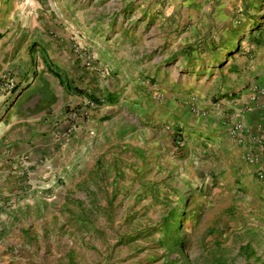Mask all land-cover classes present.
<instances>
[{"label":"rangeland","instance_id":"374dc122","mask_svg":"<svg viewBox=\"0 0 264 264\" xmlns=\"http://www.w3.org/2000/svg\"><path fill=\"white\" fill-rule=\"evenodd\" d=\"M51 2L52 17L83 19L68 25L75 62L99 73L103 82L91 89L97 96L106 83L114 86V104L136 133L112 160L98 159L97 169L82 167L81 149L66 164L57 156L64 169L35 184L40 197L1 203L0 263L246 264L253 251L237 242L254 237L249 228L258 230L264 253V166L246 180L239 154L200 147L187 133L194 126L179 125L162 143L165 134L155 131L171 126L176 109L203 131L236 75L241 90L249 86L242 111L264 109V0ZM51 29L53 37L61 27ZM105 106L86 100L67 111L75 120ZM259 117L253 132L261 145Z\"/></svg>","mask_w":264,"mask_h":264},{"label":"crops","instance_id":"0c3cea01","mask_svg":"<svg viewBox=\"0 0 264 264\" xmlns=\"http://www.w3.org/2000/svg\"><path fill=\"white\" fill-rule=\"evenodd\" d=\"M50 7L51 0H0V218L3 216L1 203L4 201L32 203L40 197L38 192H34L35 184L44 185L57 170L62 171L64 165L58 162L65 163L71 150L81 149L86 154L82 156V167L89 164L92 169H97L98 159L104 162L112 160L114 152L130 147L128 136L136 133L126 127L123 109L114 104L116 99L110 93L114 86L106 83L107 93L102 97L97 96L91 89L103 82L98 77L99 73L75 62L69 42L73 31L68 25H75L83 19L76 20L69 14L65 18H54L50 14ZM53 24L61 27L53 35L56 38L50 35ZM58 36L64 37L63 41L59 42ZM77 39L82 44L79 36ZM4 73H9L11 85L1 79ZM245 77L249 79L248 75ZM106 81L109 82V78ZM241 86L238 75L227 81L222 91L224 95L218 100V108H213L214 112H218L216 119H206L203 131L198 128L197 118L178 109L174 110L171 126L155 130L159 136L165 134L158 142H166L168 136L173 137L181 132L177 130L181 124L194 126V132L187 133L195 143L207 151L211 148L232 147L230 152L239 154L246 171L244 177L250 180V173L264 166V141L261 145L257 144L254 135L258 132H253L257 129L258 120L261 119L259 116L264 114V109L260 108L258 114L249 110L243 112L242 106L247 102L244 96L249 86L242 90ZM75 88L93 94L102 101L96 105L107 106L91 111L86 118H70L68 109L86 103V100L90 101ZM109 95L113 98L112 102L104 100ZM235 116L249 129L245 143L238 142L227 129ZM229 118L232 120L229 121ZM116 146L120 149H116ZM249 148L258 153L259 159L256 162L245 160ZM57 156L59 161L55 162ZM1 230L0 225V233ZM255 231L258 230L249 228L254 237L237 242L238 248L253 251L244 254L243 263L246 264L255 263L252 256H258L262 260L260 263L264 264V253H258L260 240Z\"/></svg>","mask_w":264,"mask_h":264},{"label":"built area","instance_id":"2783aa9c","mask_svg":"<svg viewBox=\"0 0 264 264\" xmlns=\"http://www.w3.org/2000/svg\"><path fill=\"white\" fill-rule=\"evenodd\" d=\"M1 79L7 81V85L9 84L10 78H9V73H4L1 77ZM263 93V91H261ZM72 116V114H70ZM230 132L233 138H236L238 142L240 143H245L247 140V133L244 130L243 122L242 120L238 117L235 116L231 125H230ZM260 140V139H259ZM259 140H255L257 144H259ZM259 159L258 153L253 148H249L247 152L245 153V160L249 163L256 162ZM259 176L261 178L264 177V171H261Z\"/></svg>","mask_w":264,"mask_h":264},{"label":"trees","instance_id":"16d2710c","mask_svg":"<svg viewBox=\"0 0 264 264\" xmlns=\"http://www.w3.org/2000/svg\"><path fill=\"white\" fill-rule=\"evenodd\" d=\"M54 74H55L58 78L60 77V75H59L57 72H54ZM60 82H61L62 84L64 83L63 80H61V78H60ZM75 90H76L77 92L81 93V94L86 95V97H87L90 101H92V102H94V103H97V104L102 103V101H101L100 99H98V98H97L95 95H93V94H89V93L85 92L84 90H80V89H78V88H75ZM104 100H106V101H108V102H112V101H113V98H112L111 95H109V96H106V98H104Z\"/></svg>","mask_w":264,"mask_h":264}]
</instances>
